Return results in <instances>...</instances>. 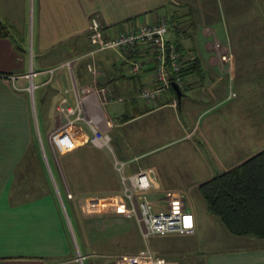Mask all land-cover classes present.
<instances>
[{
    "label": "crops",
    "instance_id": "crops-1",
    "mask_svg": "<svg viewBox=\"0 0 264 264\" xmlns=\"http://www.w3.org/2000/svg\"><path fill=\"white\" fill-rule=\"evenodd\" d=\"M182 1L178 6L185 9L170 15L173 35L167 41L180 48L185 87L180 98L167 89L147 101L139 96L155 83L147 45L138 44L129 56L142 60L137 74L130 73L121 50L96 52L92 74L86 69L94 48L89 24L97 19L108 35L127 30L132 21L155 22L166 14V0H0V20L12 32L0 38V264H118L142 249H110L120 246L134 220L125 217L128 203L114 157L128 162L129 173L155 170V210L193 214L194 232L158 236L165 240L153 248L148 243L155 254L177 264H264L263 239L254 237L262 242L251 240L246 249H226L231 236L222 234L216 239L220 248L211 247V240L201 248L192 239L199 233L197 214L185 206L166 209L160 201L166 192L199 193L200 183L264 148L259 135L253 143L242 141L236 111H225L238 95L237 78L243 76L235 66L244 61L242 50H264V41L240 37L264 26V0ZM213 37L229 53L217 55ZM94 83L113 96L104 106L113 153L93 147L89 126L74 116L67 127L71 147L64 140L65 151L53 152L51 134L66 120L57 105L65 97V106L76 108L75 88ZM84 108L97 110L93 99Z\"/></svg>",
    "mask_w": 264,
    "mask_h": 264
},
{
    "label": "built area",
    "instance_id": "built-area-1",
    "mask_svg": "<svg viewBox=\"0 0 264 264\" xmlns=\"http://www.w3.org/2000/svg\"><path fill=\"white\" fill-rule=\"evenodd\" d=\"M103 29L102 24L97 19L91 20L88 39L94 48L88 53L90 60L86 64V69L90 73H96V52L121 50L128 58L130 73L132 75L137 74L141 69L142 60L139 58L131 59L129 56L136 51V46L142 43L147 45L154 62L153 78L155 83L151 87L144 86L140 90L139 96L144 100L154 101L163 91L169 88L172 74L175 77L173 81L177 83L179 88L182 90L185 87L183 77L179 75V71L183 66L180 59L181 54L176 45L169 43L166 39L168 22L164 15L155 22L132 21L127 30H121L115 34L107 35ZM212 48L220 57L226 53L222 42L216 37H213ZM167 49L169 50L168 54ZM66 65L70 68V63ZM52 71L53 69L50 70V72ZM75 94L77 99L76 108L65 106L67 101L65 97L61 99L56 107L57 115L65 116L66 120L51 134L52 150L55 146L58 151H65L62 149L64 139L60 140V136H67L68 139L66 140L72 143L67 127L71 123L70 116H74L75 120L83 121L89 126L91 130L89 143L93 147L108 149L112 152L111 136L108 133V129L112 124L107 119L104 110V106L113 99L110 90L106 86L94 83L92 86L80 90L75 88ZM230 96H235V93H231ZM91 99L94 100L97 109L93 113L84 108V104ZM69 146L71 147V144ZM127 165V161L114 157L113 166L120 182V193L128 203L125 217L135 219L145 246L133 255L122 257L118 264H177L173 260L155 254L148 245V239L151 236H165L170 233H193L195 228L193 214L190 212L155 210L150 201V194L153 192L157 180L155 170L146 168L129 173L126 170ZM187 218H191L190 226ZM78 259L81 260L82 257Z\"/></svg>",
    "mask_w": 264,
    "mask_h": 264
},
{
    "label": "rangeland",
    "instance_id": "rangeland-1",
    "mask_svg": "<svg viewBox=\"0 0 264 264\" xmlns=\"http://www.w3.org/2000/svg\"><path fill=\"white\" fill-rule=\"evenodd\" d=\"M183 3L185 2L182 0H166V5L163 9V11L166 13L164 17L169 22L166 39H170L173 35V29L171 26L172 19L170 15L173 13L172 12L173 10L182 12L185 9V6L181 7V6H178V4L181 5ZM254 30H255V33H252V34L251 32L244 33L243 36H240L241 39L242 40L244 39L246 41L247 40H253V41L257 40V41L263 42L264 41V26L261 23H259ZM235 38H236V41L239 40V36H237V34H235ZM261 48L262 46L260 45V47L258 48L242 50V52H245V53H243V57L241 60H244V61L235 67H236V72L239 75L243 76L244 78L240 76L239 78H237V80H239V82L237 81L236 83L237 86H239V90L237 92L238 95L233 101L226 102V104H231V106L233 107L230 109L226 108L225 110V111H228V113H234V111H236V115L232 117H236L237 126L240 128V130H242V137H243L242 141L253 143L254 140L252 139L254 138L257 139L259 135L258 140L261 145L260 148L264 147V50ZM247 52H249L250 55L253 54V57L250 58V55L246 54ZM227 53L229 52H226L225 54ZM250 61H252L253 63L250 64L249 63ZM247 73H250V74L247 76V78H245ZM235 89H236V85H235ZM227 119L229 120V116L227 117ZM60 138H61L60 140L68 139L67 136H63V137L60 136ZM239 139H240V136H239ZM69 145H70V142H69ZM36 148H37V151L39 152L40 149L38 148V145H36ZM64 148H66V145H64ZM54 149H53L54 152L59 153L58 149L55 148V146H54ZM63 197L65 199V194H63ZM181 198H185V201L181 202ZM160 201H161V204L166 207V209L168 208L169 210H175L173 207L179 206L180 208H182V206H185L190 211H193L194 213L197 214L199 218L200 228H199L198 235H195V237L194 238L192 237V239L193 240L196 239L194 240V242L201 248L203 245H206L208 243L207 240H211V245H210L211 247L220 248L221 241H218L216 239L221 238L220 240H222L223 239L222 234H229L227 233V231H224L225 230L223 229L224 227H220V226H223L220 223V221H216V222H219L217 224L216 222L213 223L212 221H210L211 218L212 219L215 218L214 220H218V219H216V217H214L207 211L206 205L197 191L188 192V193L185 191L174 192V193L166 192L163 199H161ZM156 204L157 202H152V205L154 208H157ZM185 209L186 208H184V210ZM181 211L183 210L181 209ZM134 220L132 219L130 221L131 223L129 222L130 230L128 233H126L122 237V242L120 246L114 245L113 247H110L112 252H118V251L128 252L132 250V252L130 253H134L135 251L140 249V247H143L145 245L143 239L140 237V228L135 223ZM228 236H231L233 239H230L231 237H227V240L229 242L227 245H225L226 249L249 248L250 246L248 245L251 243L250 242L251 240H254V241L256 240V242H262L252 236H239V237L236 236L235 237L231 234ZM186 238L184 237V239H181V240L184 241ZM164 240L165 238L163 237L154 236L152 238H149L148 243L150 242L151 247H152L157 242L162 243ZM190 240L191 239L189 237L188 241L190 242Z\"/></svg>",
    "mask_w": 264,
    "mask_h": 264
},
{
    "label": "trees",
    "instance_id": "trees-1",
    "mask_svg": "<svg viewBox=\"0 0 264 264\" xmlns=\"http://www.w3.org/2000/svg\"><path fill=\"white\" fill-rule=\"evenodd\" d=\"M11 34L9 24L0 20V38ZM186 70L183 64L179 75L185 76ZM174 79L172 74L171 82ZM168 90L175 93L171 85ZM198 191L208 212L220 220L229 234L264 240V148L236 167L200 183Z\"/></svg>",
    "mask_w": 264,
    "mask_h": 264
},
{
    "label": "water",
    "instance_id": "water-1",
    "mask_svg": "<svg viewBox=\"0 0 264 264\" xmlns=\"http://www.w3.org/2000/svg\"><path fill=\"white\" fill-rule=\"evenodd\" d=\"M167 54L169 52V50L167 49ZM171 87L173 88V90L175 91L176 95H177V98H180V96L182 95V91L180 90L179 86L177 85L176 82H171Z\"/></svg>",
    "mask_w": 264,
    "mask_h": 264
},
{
    "label": "snow or ice",
    "instance_id": "snow-or-ice-1",
    "mask_svg": "<svg viewBox=\"0 0 264 264\" xmlns=\"http://www.w3.org/2000/svg\"><path fill=\"white\" fill-rule=\"evenodd\" d=\"M188 225L190 226L191 218H187Z\"/></svg>",
    "mask_w": 264,
    "mask_h": 264
}]
</instances>
